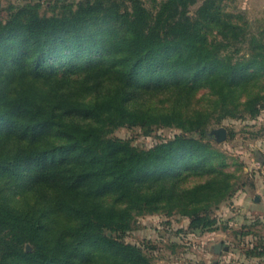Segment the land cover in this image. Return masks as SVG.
Returning <instances> with one entry per match:
<instances>
[{"label": "trees", "instance_id": "16d2710c", "mask_svg": "<svg viewBox=\"0 0 264 264\" xmlns=\"http://www.w3.org/2000/svg\"><path fill=\"white\" fill-rule=\"evenodd\" d=\"M151 1L26 3L0 23V264H153L121 236L159 210L217 227L229 175L206 125L264 105V28L247 40L222 0ZM122 126L181 131L145 148Z\"/></svg>", "mask_w": 264, "mask_h": 264}, {"label": "rangeland", "instance_id": "374dc122", "mask_svg": "<svg viewBox=\"0 0 264 264\" xmlns=\"http://www.w3.org/2000/svg\"><path fill=\"white\" fill-rule=\"evenodd\" d=\"M78 1L66 0L73 7ZM142 1L152 7L151 0ZM202 1L190 5V13ZM26 3L39 4V13L47 15L57 12L61 4L56 0H0V23H5L13 10ZM222 3L234 21L250 24L247 40L250 35L258 36L264 28V0H222ZM241 45L240 54L247 55L248 42ZM203 91L200 88L196 98ZM217 114V111L210 114L206 127L209 132L223 127L226 137L219 142L211 134L207 139L219 152L211 164L229 175L224 198L217 206H211L210 215L216 217L217 227L211 231L195 230L190 226V218L176 208L171 212L159 210L135 216L131 229L121 239L141 247L153 264H264V105L254 115L243 110L217 120ZM180 131L176 126H155L149 135H144L140 126H122L112 135L146 148ZM207 175L212 173L204 176ZM219 242L222 246L216 252L214 245Z\"/></svg>", "mask_w": 264, "mask_h": 264}, {"label": "water", "instance_id": "95a60500", "mask_svg": "<svg viewBox=\"0 0 264 264\" xmlns=\"http://www.w3.org/2000/svg\"><path fill=\"white\" fill-rule=\"evenodd\" d=\"M210 134L215 135L217 137V141L220 142V141H222V140L225 139V137H226V130H225V128L220 127L218 129H213L212 132H210ZM221 246H222V243L221 242L215 244L214 245V250L216 252H218L220 250ZM27 249H29V245H27Z\"/></svg>", "mask_w": 264, "mask_h": 264}]
</instances>
